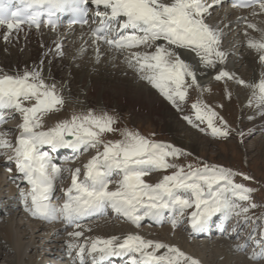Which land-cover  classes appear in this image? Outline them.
Listing matches in <instances>:
<instances>
[{
	"label": "snow or ice",
	"instance_id": "snow-or-ice-1",
	"mask_svg": "<svg viewBox=\"0 0 264 264\" xmlns=\"http://www.w3.org/2000/svg\"><path fill=\"white\" fill-rule=\"evenodd\" d=\"M230 2L233 7L251 9L250 15L254 17L264 14V0ZM17 3L19 6L13 10L11 5ZM224 3L225 0H212V3L208 0H0V29H5L0 31V39L7 44L15 34L18 43L25 25L29 31L33 27L39 30L42 25L55 30L60 15L70 12L75 21L83 24L91 21V43L97 59L100 44L118 53L127 51L126 62L178 110L186 101L189 88L203 91L198 74L215 73L216 81L223 80L225 84L232 81L251 89L249 106L255 105L264 118V28L246 22L247 47L258 54L261 72L258 81H245L226 67L229 53L221 47L224 30L208 23L210 9ZM247 29L260 32V38L249 36ZM54 48L55 52L49 49L48 55L63 54L61 44H55ZM182 52L194 54V61L182 58ZM43 63L42 59L39 66L31 69L25 66L22 72L0 68V124L8 118L6 111L17 112L21 118L14 141L8 139V130L0 131L3 150L0 155L6 158L9 178L17 187L14 198L25 213L45 222L61 220L66 228H79L81 220L103 215L110 208L133 225L140 226L145 219L169 222L173 229L186 226L190 236L208 232L214 217L230 219L235 214L244 217L243 223H253L248 240L254 248L259 245V251L251 253L250 258H264V225L260 226L259 239H253L256 223L247 215L257 206L252 202L254 190L236 179L251 180V176L207 162H201L199 167L189 164L185 170L170 160L191 153L150 139L134 129L115 127L118 118L106 110L99 114L93 109L73 113L45 129L44 117L61 110L65 98L57 92L55 83L47 82ZM191 107L195 120L192 116L184 117L189 124L199 126L196 121L206 124L213 137L225 140L231 139L235 132L243 145L244 132L233 129L213 107L200 100ZM106 134H118L119 138L106 140ZM44 146L52 151L70 149L73 155L89 148L97 149L83 165V180L79 179L80 168L71 171V185L64 190V202L59 206L53 203L55 184L69 170L52 163L48 151H42ZM169 169L175 171L163 175L154 184L144 179L153 171ZM114 176L119 179L111 189ZM242 226H233V238H239ZM220 230L226 232L227 224H222ZM83 235L82 231L68 232L77 241ZM246 247L247 242L237 245V250ZM66 248L69 255L77 249L74 259L79 264H86V257H91V264H104L112 257H128L130 264H201L198 258L177 246L146 240L136 234L85 238L83 243L66 241Z\"/></svg>",
	"mask_w": 264,
	"mask_h": 264
},
{
	"label": "bare ground",
	"instance_id": "bare-ground-1",
	"mask_svg": "<svg viewBox=\"0 0 264 264\" xmlns=\"http://www.w3.org/2000/svg\"><path fill=\"white\" fill-rule=\"evenodd\" d=\"M250 12L227 11L222 5H218V7L213 10L208 23L219 25V27L224 30V37L221 45L224 51L229 54L235 53L237 50H239V53L244 52L241 56L245 61L247 60L246 66H248V70H252L249 81H258L261 72V66L258 63V54L253 49H247L245 47L247 45L245 30L246 22L256 23L258 27L264 28V14L254 17L250 15ZM242 17L246 18V20H238V18ZM231 29L232 31L233 29L238 31L237 36L228 37V34L232 33ZM4 30L5 29H0V31ZM247 33L249 36L256 39H259L261 36L260 32L252 29H247ZM230 39L232 40L230 41ZM11 40L12 42L5 44L3 40L0 39V68L5 71L14 72L19 70L22 72L25 69V66L29 69L39 66L43 59V75L47 79V82L51 83V81L55 82L59 76L58 71L54 67L55 63L64 65L69 74V80H63L60 84V89L63 92L65 102H73L79 106H95L96 108H102L103 110L114 108L118 113H127L128 111H131L136 115L141 113L145 117L156 116L160 121L164 122V128L168 129L171 137L177 142L178 146L190 150L191 152L198 151L194 139L191 137L189 140L185 139L186 137L182 136L183 129L175 126L176 122L172 118H176V115H174L170 106L165 104L156 94L157 89L147 80L140 78L142 73L134 70L136 68L132 66V68L126 67V65L119 63V61L112 58L114 55L103 47L99 48L100 57L97 59L96 53L94 52L95 46L88 40L87 33L83 29L74 28L69 32H44L41 30L29 31V29L24 28V31L19 35L18 43L16 42L15 34L12 35ZM57 43L62 45L63 54L55 56L48 55L49 49H52V51L55 52L54 45ZM235 44V50H233L232 47ZM103 53L112 57L107 56L105 59ZM245 53H247L248 56H246ZM65 54L68 55V57ZM88 58H90V60H88ZM182 58L193 62L194 54L182 52ZM230 60L231 58L228 57L226 62V67L229 70H231L230 67L233 65ZM214 74L215 73H212L207 76H200L198 74V79L201 85H204L209 81ZM244 89V93H246V88ZM248 95L249 93L246 94V96ZM2 151L3 150L0 149V152ZM5 159L6 158L4 157V159L0 160V175H3V179L5 176L7 178L8 176H11V174H8V172L6 173V171L2 169L1 162ZM65 166L72 167L73 165L68 164ZM4 172L5 176L3 174ZM4 183L5 181L2 183V179L0 178V190L5 187ZM12 185L16 186L15 183ZM0 196H3L1 192ZM5 199H8V196L7 198L4 196L0 201ZM20 205L21 204L19 203V207ZM6 210L10 212L9 216L13 218L21 215V219L25 220V224L23 223L22 225L23 232L17 231L19 225H17L14 230L10 223L6 224L5 227L0 228V242L5 240L12 245L10 249L0 246V259H2L3 256L5 258V254L10 251V253L12 252L15 256L13 264H23L24 262H28V264H40L33 262L31 259H26L28 253L37 248L38 240L43 239L45 242L52 240V233H54L55 229L53 227L46 228L38 223H34L26 215L19 212V209L12 211L7 207ZM92 224L94 223H89L85 226V229L91 230L87 236L90 238L108 237V235H104L110 233V229L97 231L98 228H100L97 227L92 231V227L94 226ZM115 224L116 225L114 226L116 228L114 230L120 231L118 230V226L120 225L117 223ZM138 230L140 232L137 233L144 235V237L155 234L153 236L159 238V241L164 240V243L177 246L186 253H190V250H192L191 246L188 245V236L186 237L178 229L161 227L153 230L143 228ZM122 231V235L130 234V232H127L126 230L124 233V229ZM40 232L41 234L44 233L45 237H41ZM112 236H114V234ZM117 237H119V235H117ZM27 238V242H24V239ZM205 246H209V251L214 249L217 251L220 250L221 252L225 251V253L229 252L224 242L215 241L209 245L205 244ZM51 252H53V250H51ZM226 255L228 257L227 260H230L232 255ZM224 262L228 264L227 261Z\"/></svg>",
	"mask_w": 264,
	"mask_h": 264
},
{
	"label": "rangeland",
	"instance_id": "rangeland-1",
	"mask_svg": "<svg viewBox=\"0 0 264 264\" xmlns=\"http://www.w3.org/2000/svg\"><path fill=\"white\" fill-rule=\"evenodd\" d=\"M237 32L238 31L233 29L232 33L228 34V37L237 36ZM231 40L232 39H230V41ZM235 46L236 44L233 46L234 48L232 47L233 50H235ZM231 54L228 55V57L231 58V64H233L231 65L232 67H230L231 71H233L239 78L245 81H249L251 75L250 73L252 72V70H248L249 68H247L248 66H246L247 60L245 61V59H243L241 56L242 54H244V52L239 53V50H237L235 53ZM245 54L246 56H248L247 53ZM66 56L68 57V55ZM107 56L112 57L108 54H104L103 57L106 59ZM112 58L116 60L115 56ZM88 60H90V58H88ZM54 67L58 71L59 76L58 79L55 80V82L51 81V83H55L57 92L63 95V92L60 89V84L63 80H69V74L67 73L64 65L55 63ZM244 88L246 87L237 85L232 81H229L227 84H225L223 80L216 81L212 76L211 79L203 85V91L198 87H192L188 89V96L186 98V101L181 103L179 110L174 107L167 99H165L164 96H159L165 104L171 105L169 106L172 109L174 115H176V118L172 119L177 123H175L176 127L183 129L182 136L186 137L185 139L188 140L191 137L196 142L195 144L198 147V151L195 152H191L190 150H186L181 146H178L177 142L171 137L168 129L164 128V122L160 121L156 116L145 117L141 113H138V115H136L131 111H128L127 113H118L114 108H109V110L106 111L110 115L118 118V123L115 125V127L117 128L134 129L142 135L149 137L150 139L173 144L179 148H182L186 153H191V155H184L179 157L178 159L170 160L171 163H174L178 166H184L185 170H187V165L189 164L193 165V167H199L201 166V162H207L209 164L222 165L224 167L231 168L235 172L246 173L251 176V180H244L241 177H237L236 179L237 182L243 183L254 190L252 193V202H254L257 206L250 209L247 215L251 217L253 221H255V237H258L260 235V232L262 231L260 226L264 225V118H262L261 115L257 112L255 105L251 107L249 106L251 89L246 88L247 92L244 93ZM247 93H249L248 96H246ZM197 100H200L203 103L213 107L233 129L242 130L244 132L243 145L241 146L240 143V140L242 138L239 137L235 132L233 133L231 139L225 140L222 138L213 137L211 135V130L206 128V124H201L199 121L195 122V124L199 126L189 124L188 121L184 119V117L192 116L193 120H195L191 106ZM221 105L222 107H220ZM82 106L83 105L79 106L73 102H65L61 110L47 114L44 117L45 129L50 128V126H54L55 123L59 120L70 118L73 113H86L89 109H93L97 112V114H99L100 111L103 110L102 108H96L95 106ZM249 116H251L252 119H248ZM118 138V134H106L105 136L106 140H114ZM99 150L102 151V148H100ZM96 151L97 149L93 148L89 152L87 157L91 159V157L96 154ZM173 171H175V169H169L167 172L158 171L155 174L146 176L144 179L147 183L154 184L158 182L163 175L171 174ZM0 178L2 179L3 183L5 180L3 179L2 174L0 175ZM1 193L3 194V192ZM14 218L11 216L0 217V228H3L6 226V224L10 223L13 226L14 230L17 225H19L17 231L23 232L22 225L23 223L25 224V220L21 219V215L15 216ZM242 218L243 216H241V219ZM235 219H237L236 216ZM115 223L117 222L113 223L106 220L96 222L92 224L94 225L93 227L91 226L92 231L97 227H100L97 231H105L107 229H110V233L104 235H108V237L112 236L113 234L114 236L122 235L123 229L124 233L126 232V227L119 223L117 224L120 225L118 226V230L120 231L114 230L116 228L114 226L116 225ZM251 227H253V223L251 222L243 224L241 228L242 235L240 234V236L242 237L246 234H249ZM137 232L140 231L137 230ZM153 235H148V238L159 240V238ZM41 237H45L44 233L41 234ZM53 239L54 238H52V240H50L49 242H45L43 241V239L38 240L37 248L32 250V252L30 251L26 259H31L33 262L41 263L42 259L40 258L43 256L42 252L53 254V252H51V250H53L52 248L55 247V242L53 241ZM187 239H189L188 245H190L192 248V250H190V253L187 254L198 258L201 261V264H227L224 261H227L228 264H264V260L251 262L250 254L246 252L247 250L241 253L238 252L235 246L237 247V241L239 239L211 241L199 240L198 242L188 237ZM27 240L28 238L24 239V242H27ZM161 241H163V243L165 242L164 240ZM215 241L224 242L229 252L225 253V251L221 252L220 250L217 251L214 249L209 251V246H205V244L209 245L210 243H213ZM0 244V246H4L8 249L12 247L10 242H6L5 240H2ZM251 251H253V249H251ZM226 254H230V256L232 255L230 260H227L228 257ZM5 255V258L3 256V258L0 259V264H13V260L15 257L14 254L12 252L10 253L9 251V253H6ZM23 264H28V262H24Z\"/></svg>",
	"mask_w": 264,
	"mask_h": 264
}]
</instances>
